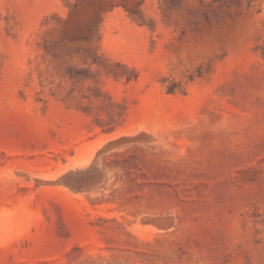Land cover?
<instances>
[{"label":"rangeland","instance_id":"rangeland-1","mask_svg":"<svg viewBox=\"0 0 264 264\" xmlns=\"http://www.w3.org/2000/svg\"><path fill=\"white\" fill-rule=\"evenodd\" d=\"M0 264H264V0H0Z\"/></svg>","mask_w":264,"mask_h":264}]
</instances>
